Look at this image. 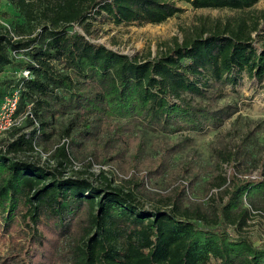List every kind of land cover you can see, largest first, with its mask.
I'll use <instances>...</instances> for the list:
<instances>
[{
	"label": "trees",
	"instance_id": "1",
	"mask_svg": "<svg viewBox=\"0 0 264 264\" xmlns=\"http://www.w3.org/2000/svg\"><path fill=\"white\" fill-rule=\"evenodd\" d=\"M259 1L7 0L18 16L0 23V105L19 91L28 115L0 140V243H12L0 264H264V240L244 233L253 212L264 218L260 128L220 138L213 167H175L184 144L149 154L145 142L149 131L218 130L239 111L228 89L245 76L264 86V11L204 20L156 56L121 54L93 31L99 18L161 25L180 3L245 12ZM59 119L67 142L43 162ZM79 155L113 172L70 174ZM169 178L163 192L148 189Z\"/></svg>",
	"mask_w": 264,
	"mask_h": 264
},
{
	"label": "rangeland",
	"instance_id": "2",
	"mask_svg": "<svg viewBox=\"0 0 264 264\" xmlns=\"http://www.w3.org/2000/svg\"><path fill=\"white\" fill-rule=\"evenodd\" d=\"M179 6L183 12L169 19L161 25H129L115 26L109 22L98 19L94 22V39L107 48L117 51L121 54L130 57L141 56L145 57L148 53L156 56L164 46L171 44L174 39L182 40L184 35L191 32L193 28L199 26L204 20H225L234 16H259L264 11V0L252 9L245 12H230L227 10L215 9H193L187 3H180ZM17 12L7 3V0H0V17L5 24H11L17 20ZM259 45L264 47V31L261 32ZM227 99L238 103L239 111L231 119L226 120L220 129H206L204 132L195 134L189 132H180L174 135H167L160 131H149L145 133V142L147 152L153 154L158 148L163 146H175L176 144H184L181 152L175 156V167L181 166L183 163L199 158L204 166H215V158L213 147L221 138H226L229 142V137L234 135L241 136L251 131L252 129L260 130L253 140V153L258 156L264 150V86H260L247 76L243 77L242 82L237 86V93H232L230 89L226 92ZM66 122L65 119H59L55 128V137L45 146H41L37 152L39 158L46 162L50 159L55 150L64 145L67 141L60 137V126ZM25 128L22 132H30L31 128ZM250 129V130H249ZM9 139L10 136H4ZM3 137V139H5ZM188 140V141H185ZM90 160L84 155H79L68 169L70 174L75 172H88L98 175L104 169L109 176V172H113L109 166H101L95 163H89ZM89 164L91 165L88 168ZM227 167V166H226ZM223 167L228 173L229 168ZM252 177L259 176V170L252 172ZM122 177V176H121ZM126 178V177H123ZM128 178V177H127ZM173 178L160 179L154 186L148 188L150 192L164 191ZM116 182H119L116 180ZM214 192H217L215 190ZM198 196H201L202 188L198 190ZM216 194V193H215ZM252 220L249 222L248 228L244 233L251 236L258 245L264 240V218L253 212ZM11 242L0 243V257H5L11 250Z\"/></svg>",
	"mask_w": 264,
	"mask_h": 264
},
{
	"label": "built area",
	"instance_id": "3",
	"mask_svg": "<svg viewBox=\"0 0 264 264\" xmlns=\"http://www.w3.org/2000/svg\"><path fill=\"white\" fill-rule=\"evenodd\" d=\"M21 75L26 78L29 77L27 71L22 72ZM19 101V91H14L10 96L5 98L0 105V140H2L4 136H7L11 130L21 128L24 124L28 114L17 113Z\"/></svg>",
	"mask_w": 264,
	"mask_h": 264
}]
</instances>
